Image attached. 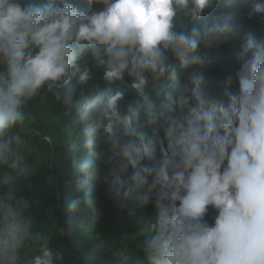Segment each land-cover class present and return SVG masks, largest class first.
Returning <instances> with one entry per match:
<instances>
[{
	"label": "clouds",
	"instance_id": "9594fccd",
	"mask_svg": "<svg viewBox=\"0 0 264 264\" xmlns=\"http://www.w3.org/2000/svg\"><path fill=\"white\" fill-rule=\"evenodd\" d=\"M84 2L0 0V166L27 172L12 129L29 101L51 93L75 105L80 135L84 125L78 196L92 206L93 180L124 207L152 208L136 221L135 264H264V37L241 23L264 21V0L239 14V0ZM237 43L235 74L206 81L202 49ZM120 88L143 103L124 102ZM0 183V264H26L29 201L10 177ZM36 239L31 264H55L50 236Z\"/></svg>",
	"mask_w": 264,
	"mask_h": 264
},
{
	"label": "trees",
	"instance_id": "16d2710c",
	"mask_svg": "<svg viewBox=\"0 0 264 264\" xmlns=\"http://www.w3.org/2000/svg\"><path fill=\"white\" fill-rule=\"evenodd\" d=\"M70 2L88 8L84 0ZM249 3L250 0H239L236 13L246 12ZM241 23L243 32L251 31L264 37V21L253 18ZM238 50V43L235 47L226 44L211 50L202 49L206 55L199 70L206 81L219 83L226 76L234 75ZM177 77L178 82L182 78L179 68ZM173 85L165 80L160 83V88L170 91ZM113 87L116 89L115 85ZM118 90L124 92V102L134 106L143 103V98L129 88ZM145 92L150 97L154 96L150 87H146ZM23 111L24 123L14 127L12 134L20 135L25 143L18 148L13 145V148L25 157L28 170L21 175L6 165L0 166V180L4 176L10 177L16 188V197L29 201L25 215L31 218L32 224L24 253L26 264H31L33 257L39 254L40 241L36 239V233L50 236L49 245L56 254L55 264H135L138 258L143 257L140 248L143 237L138 235L136 221L140 215H151V206L134 210L124 207L123 200L110 199L106 186L92 180L90 193L86 189L92 199V206L88 207L84 202L85 192L78 196L79 190L72 180L75 176L73 159L78 160L82 145L85 144L82 155L87 148L85 138L79 147L83 135L78 132L75 105H64L51 93H46L29 101ZM6 191L7 186L0 183V196ZM77 199L80 200L79 211L72 213L68 204ZM39 205L42 208H38ZM79 223L83 229L78 227Z\"/></svg>",
	"mask_w": 264,
	"mask_h": 264
},
{
	"label": "rangeland",
	"instance_id": "374dc122",
	"mask_svg": "<svg viewBox=\"0 0 264 264\" xmlns=\"http://www.w3.org/2000/svg\"><path fill=\"white\" fill-rule=\"evenodd\" d=\"M177 80H178V77H177ZM82 133H83V135H84V125H82ZM84 148H85V144L82 145V150H81V152H83V153H84ZM91 156H92V155H91ZM73 161H75V160L73 159ZM72 180H73V182L75 181L74 178H72ZM81 229H83V225H81Z\"/></svg>",
	"mask_w": 264,
	"mask_h": 264
}]
</instances>
